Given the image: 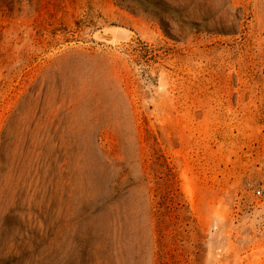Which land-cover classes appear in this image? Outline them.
I'll list each match as a JSON object with an SVG mask.
<instances>
[{
    "label": "rangeland",
    "instance_id": "374dc122",
    "mask_svg": "<svg viewBox=\"0 0 264 264\" xmlns=\"http://www.w3.org/2000/svg\"><path fill=\"white\" fill-rule=\"evenodd\" d=\"M264 0H0V264H264Z\"/></svg>",
    "mask_w": 264,
    "mask_h": 264
},
{
    "label": "built area",
    "instance_id": "2783aa9c",
    "mask_svg": "<svg viewBox=\"0 0 264 264\" xmlns=\"http://www.w3.org/2000/svg\"><path fill=\"white\" fill-rule=\"evenodd\" d=\"M255 193H256L257 197H259V198H261V199H264V189H263V188H261V189H257V190L255 191Z\"/></svg>",
    "mask_w": 264,
    "mask_h": 264
}]
</instances>
